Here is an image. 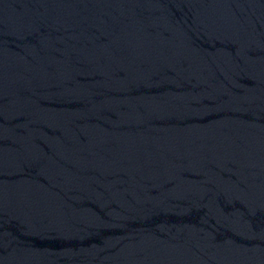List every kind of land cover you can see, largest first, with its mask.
<instances>
[{"label":"water","instance_id":"95a60500","mask_svg":"<svg viewBox=\"0 0 264 264\" xmlns=\"http://www.w3.org/2000/svg\"><path fill=\"white\" fill-rule=\"evenodd\" d=\"M0 264H264V0H0Z\"/></svg>","mask_w":264,"mask_h":264}]
</instances>
